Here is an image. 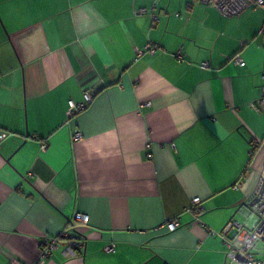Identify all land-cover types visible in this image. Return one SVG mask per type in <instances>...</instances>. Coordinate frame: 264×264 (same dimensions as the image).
Segmentation results:
<instances>
[{"label":"crops","instance_id":"1","mask_svg":"<svg viewBox=\"0 0 264 264\" xmlns=\"http://www.w3.org/2000/svg\"><path fill=\"white\" fill-rule=\"evenodd\" d=\"M153 8L155 25L135 14ZM263 24L198 0H0V264H40L77 213L84 249L42 264H226V225L258 224ZM148 42L160 49L136 61ZM86 88L95 100L70 120Z\"/></svg>","mask_w":264,"mask_h":264},{"label":"built area","instance_id":"2","mask_svg":"<svg viewBox=\"0 0 264 264\" xmlns=\"http://www.w3.org/2000/svg\"><path fill=\"white\" fill-rule=\"evenodd\" d=\"M199 4L211 5L217 9V11L225 18L240 17L248 9H261L264 11V0H198ZM193 5L189 4L188 8H192ZM155 9L136 10L137 16H143L149 14L152 18V24L155 25L159 22V17L154 14ZM258 36L264 41V24L259 30ZM160 49V46L154 42H148L143 48H136L135 56L136 61L144 58L145 56H153ZM174 57L179 61H183L182 48L177 52ZM231 62L240 68L246 66V62L243 59L241 53H237L231 60ZM210 66V62L203 64V68ZM262 81L263 84L260 90V97L251 103L253 109H264V65L262 69ZM96 92L90 89L84 91V103L75 104L70 102V109L68 112V118L71 120L80 112L86 111L87 108L92 105L95 100ZM6 139V135L0 134V143ZM73 140L78 142L83 140V134L79 130H75ZM43 149L47 148V145H43ZM253 149V148H252ZM254 155V150H251V156ZM262 191V194H259ZM258 198V202L252 206L253 212L258 216V224L252 229L248 230L240 225L238 222H229L223 230V237L231 231L237 228L238 234L235 241H226L228 253L226 255V264H264V176L260 180L259 187L252 198ZM195 217L201 215L200 199L194 200L192 207L189 210ZM90 218L86 214L77 213L70 222V226L64 230L56 233L55 235L45 236L41 241L40 247V264L44 260L52 257L53 253L57 251L61 244H66L67 254H74L78 251H82L85 246V240L82 235L77 231V227L80 224H89ZM180 219L173 218L165 222L162 228H165L168 232H175L180 227ZM73 232V233H72ZM115 245H110L105 248L107 253L113 252ZM9 264H23L17 259L10 260Z\"/></svg>","mask_w":264,"mask_h":264},{"label":"water","instance_id":"3","mask_svg":"<svg viewBox=\"0 0 264 264\" xmlns=\"http://www.w3.org/2000/svg\"><path fill=\"white\" fill-rule=\"evenodd\" d=\"M259 194H262V191ZM257 202H258V198H254L253 202H251L250 205L253 206Z\"/></svg>","mask_w":264,"mask_h":264},{"label":"rangeland","instance_id":"4","mask_svg":"<svg viewBox=\"0 0 264 264\" xmlns=\"http://www.w3.org/2000/svg\"><path fill=\"white\" fill-rule=\"evenodd\" d=\"M254 214H255V213H254ZM254 218H257V219H258V216L255 214V215H254Z\"/></svg>","mask_w":264,"mask_h":264},{"label":"trees","instance_id":"5","mask_svg":"<svg viewBox=\"0 0 264 264\" xmlns=\"http://www.w3.org/2000/svg\"><path fill=\"white\" fill-rule=\"evenodd\" d=\"M254 150H255V148H254Z\"/></svg>","mask_w":264,"mask_h":264}]
</instances>
